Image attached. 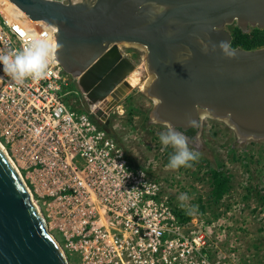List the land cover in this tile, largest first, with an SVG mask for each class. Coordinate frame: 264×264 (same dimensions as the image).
<instances>
[{"label":"water","instance_id":"95a60500","mask_svg":"<svg viewBox=\"0 0 264 264\" xmlns=\"http://www.w3.org/2000/svg\"><path fill=\"white\" fill-rule=\"evenodd\" d=\"M10 1L32 21L56 26L63 69L90 108L106 103L105 111L92 110L97 121L135 88L129 80L135 66L120 48L130 44L146 50L150 80L142 92L155 103L154 121L194 129L196 141L202 121L191 128L187 119L209 108L241 140H264V46L232 45L237 28L264 30V0ZM0 264H70L1 145Z\"/></svg>","mask_w":264,"mask_h":264},{"label":"built area","instance_id":"2783aa9c","mask_svg":"<svg viewBox=\"0 0 264 264\" xmlns=\"http://www.w3.org/2000/svg\"><path fill=\"white\" fill-rule=\"evenodd\" d=\"M56 33L0 0V51H22L34 39L55 49L38 81L17 83L0 65V145L49 232L75 264H216L208 253L215 228L182 222L153 166L131 167L92 113L78 110L80 89L57 58Z\"/></svg>","mask_w":264,"mask_h":264},{"label":"rangeland","instance_id":"374dc122","mask_svg":"<svg viewBox=\"0 0 264 264\" xmlns=\"http://www.w3.org/2000/svg\"><path fill=\"white\" fill-rule=\"evenodd\" d=\"M120 48L135 69L144 73L141 82L147 83L150 75L146 50L130 44H121ZM140 86L136 85L104 122L96 120L81 91L78 110L91 112L101 128L107 127L108 134L124 149L131 167L153 166L154 180L163 183L171 208L182 222L215 228L208 252L213 263L264 264V140H241L227 123L209 117L202 121L198 143L189 141V147L201 154L199 160L191 167L169 169L174 150L171 146L165 148L159 139L167 126L154 121L152 100ZM213 170L230 179L231 190L218 203L211 196ZM182 193L188 195V201L181 202ZM193 206L195 211L190 214ZM54 234L60 240L58 232ZM76 258L69 256L70 264H75Z\"/></svg>","mask_w":264,"mask_h":264},{"label":"clouds","instance_id":"9594fccd","mask_svg":"<svg viewBox=\"0 0 264 264\" xmlns=\"http://www.w3.org/2000/svg\"><path fill=\"white\" fill-rule=\"evenodd\" d=\"M83 0H73L74 4L82 3ZM155 8L156 5H153ZM52 33L57 31L55 25H50ZM219 48L227 56H232L233 53L228 51V44L221 42ZM205 51L207 47L205 46ZM55 49L47 46L46 41L42 39H34L33 42L22 51H0V65H3V71L9 75L15 82L23 83L26 79L31 78L33 81H38L47 76V68L51 60L54 58ZM191 55V53H189ZM157 103L162 101L157 100ZM212 115V110L204 108L196 119L188 117L187 127L198 128L200 122L209 118ZM160 143L165 147L171 146L174 150L169 157L167 167L172 170H177L182 167H191L192 162L198 161L200 153L189 147V137L184 131H179L171 124L167 125V131L160 133ZM124 169L123 165L119 166ZM131 174L127 172L126 177ZM135 190V189H133ZM132 191V190H131ZM181 202H186L189 197L186 193H182L179 197ZM195 211V206L190 209V214Z\"/></svg>","mask_w":264,"mask_h":264},{"label":"trees","instance_id":"16d2710c","mask_svg":"<svg viewBox=\"0 0 264 264\" xmlns=\"http://www.w3.org/2000/svg\"><path fill=\"white\" fill-rule=\"evenodd\" d=\"M233 37V47H241L249 50L264 46V30L262 29L256 28L252 29L250 33H243L237 28L234 31ZM102 128L105 130L107 129L106 126ZM210 175L212 187L211 196L214 202L218 203L223 199L224 195L231 190L230 179L225 175V173L219 170H213Z\"/></svg>","mask_w":264,"mask_h":264},{"label":"bare ground","instance_id":"6f19581e","mask_svg":"<svg viewBox=\"0 0 264 264\" xmlns=\"http://www.w3.org/2000/svg\"><path fill=\"white\" fill-rule=\"evenodd\" d=\"M9 4L10 5H12L13 6V8L15 9V10H18L19 11V14L24 18H28V16H26L16 5H14L10 0H9ZM3 13L6 15V16H9V14L7 13V11L6 10H3ZM23 22L25 21V22H27L28 20H26V19H21ZM38 24V23H37ZM141 49V48H140ZM144 50V49H143ZM124 52V51H123ZM146 55V54H145ZM138 68V67H137ZM139 69V68H138ZM138 69H135L131 74H130V76H129V80H130V83L132 84V86H140L142 89L141 90H145L146 88H145V86H147V83L145 82L144 83V81L143 82H141L142 81V77H143V75H144V73H142L141 71H139ZM142 69H144V68H142ZM143 84V85H142ZM145 85V86H144ZM94 111H97V110H99V109H102V110H106V103H104V102H101L100 104H97V105H95V104H93V106L91 107ZM54 236V235H53ZM55 238V237H54ZM56 239V238H55ZM65 253V252H64Z\"/></svg>","mask_w":264,"mask_h":264},{"label":"flooded vegetation","instance_id":"af4514ba","mask_svg":"<svg viewBox=\"0 0 264 264\" xmlns=\"http://www.w3.org/2000/svg\"><path fill=\"white\" fill-rule=\"evenodd\" d=\"M138 50V49H137ZM135 52V51H134ZM152 100V99H151ZM152 103H153V105H152V107H151V116H153L152 114L154 113V101L152 100ZM185 134L189 137V141H191V142H193L194 141V138H195V136H196V134H197V132H196V130H194V129H190V130H188V131H185Z\"/></svg>","mask_w":264,"mask_h":264}]
</instances>
